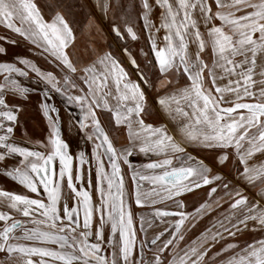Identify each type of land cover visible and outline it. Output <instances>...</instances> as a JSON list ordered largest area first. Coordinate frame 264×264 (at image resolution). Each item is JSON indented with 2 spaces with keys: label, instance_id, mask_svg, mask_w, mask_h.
<instances>
[{
  "label": "snow or ice",
  "instance_id": "1",
  "mask_svg": "<svg viewBox=\"0 0 264 264\" xmlns=\"http://www.w3.org/2000/svg\"><path fill=\"white\" fill-rule=\"evenodd\" d=\"M0 182V264H264V0H0Z\"/></svg>",
  "mask_w": 264,
  "mask_h": 264
},
{
  "label": "rangeland",
  "instance_id": "2",
  "mask_svg": "<svg viewBox=\"0 0 264 264\" xmlns=\"http://www.w3.org/2000/svg\"><path fill=\"white\" fill-rule=\"evenodd\" d=\"M161 37L163 35V33L160 34ZM143 42V41H142ZM56 104L57 106H61V117L63 120L67 121L68 120V115L71 112V115L73 116H77L78 115V110H76L74 108V106L72 108H70L67 104L63 103V98L57 96L55 98ZM32 112V116L33 119L29 120L28 122V133L29 135L33 138V139H41L42 137H46L47 136V125L46 122L42 121V118L39 116V114L36 112L35 107H33L31 109ZM65 139H69L67 132H65L64 134ZM71 142L73 144V146H75V138L73 137L71 139ZM83 146V143H82ZM95 182V176L93 173V183ZM8 188V189H15V185L12 183H5V182H0V188ZM70 191V190H68ZM93 199L98 200V195L95 193V191H93ZM71 203V201H69ZM224 207H227V205H225ZM191 210V209H190ZM198 234V233H196Z\"/></svg>",
  "mask_w": 264,
  "mask_h": 264
}]
</instances>
